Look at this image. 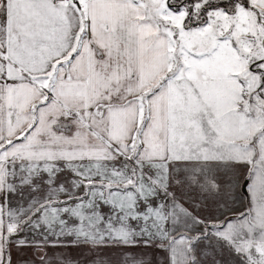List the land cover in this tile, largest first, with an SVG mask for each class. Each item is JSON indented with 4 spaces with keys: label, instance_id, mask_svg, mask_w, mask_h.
I'll return each mask as SVG.
<instances>
[{
    "label": "snow or ice",
    "instance_id": "snow-or-ice-1",
    "mask_svg": "<svg viewBox=\"0 0 264 264\" xmlns=\"http://www.w3.org/2000/svg\"><path fill=\"white\" fill-rule=\"evenodd\" d=\"M0 264H264V0H0Z\"/></svg>",
    "mask_w": 264,
    "mask_h": 264
}]
</instances>
